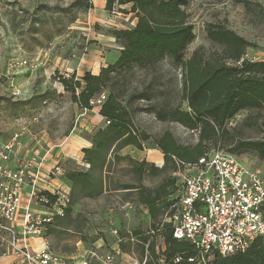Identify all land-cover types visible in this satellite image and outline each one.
Returning a JSON list of instances; mask_svg holds the SVG:
<instances>
[{
    "label": "rangeland",
    "instance_id": "374dc122",
    "mask_svg": "<svg viewBox=\"0 0 264 264\" xmlns=\"http://www.w3.org/2000/svg\"><path fill=\"white\" fill-rule=\"evenodd\" d=\"M186 2L181 9L186 12L195 38L183 48L184 60L199 52L209 59L215 52L227 51L209 33L215 26H223L246 41L243 54L238 59L225 58L226 64L241 65L238 61L242 58V64L264 62V0ZM114 5L109 10L106 0H0V142L10 140L24 126L28 130L21 137L22 145L25 143L30 151L38 152L34 156L38 158L43 153L46 156L50 151L49 156L52 153L62 159L65 171L51 184L60 179L59 186L70 187V204L85 205V212L69 219L70 228L47 238L64 256L71 248L66 238H82V230L94 215L91 210L100 204L101 174L107 172L109 184L114 188L135 189L131 197L138 202L173 200L181 185L178 163L182 161L165 153L159 142L165 135H172L177 146L196 153L202 138V127H190L193 119L179 115L192 112L189 88L185 86L187 70L170 53L147 67L133 63L110 72L101 91L92 98V108L82 107L66 89L63 78L75 82L88 72L100 75L119 61L125 48V39L120 33L136 28L140 13L130 3ZM82 84L85 85L83 80ZM80 90L77 88V94ZM111 94L128 110L134 129L133 133L118 139L115 138L117 128L108 134L101 133L110 123L101 110ZM143 94L153 99L149 101ZM101 95L105 99H100ZM159 110H164L167 119L159 117ZM98 119L101 121L95 123ZM223 126L225 130L215 139H203L201 147L235 155L243 165L260 169L264 176V157L252 148L240 146V140L264 138V108L240 109ZM143 133L147 139H143ZM73 139H85L87 144H78L73 157H64L60 151ZM80 145H89L92 150L101 146L102 151L97 153L95 149L86 153ZM140 149L154 161L141 162L145 165L141 174L137 163L129 159ZM156 154L159 159L152 157ZM69 172L88 175L69 180ZM62 179L69 184L61 182ZM158 210L157 219L152 223L154 233L162 227L165 218L166 211ZM154 238V250L160 258L150 255L149 259L164 264L160 253L166 248L164 238L160 235ZM6 250L7 246L0 241V264L12 263V258L4 255ZM212 258L213 254H206L198 262Z\"/></svg>",
    "mask_w": 264,
    "mask_h": 264
},
{
    "label": "built area",
    "instance_id": "2783aa9c",
    "mask_svg": "<svg viewBox=\"0 0 264 264\" xmlns=\"http://www.w3.org/2000/svg\"><path fill=\"white\" fill-rule=\"evenodd\" d=\"M27 130L20 127L10 140L0 142V241L7 246L4 255L12 258L11 264H70L47 239L56 218L64 216L71 202L69 186L51 184L63 175V162L57 159L45 172L46 156H21V137ZM180 165H184L181 191L168 205L164 218L171 224L173 237L191 241L204 258L214 252L225 256L245 252L256 238L264 236V176L260 169L246 167L238 157L219 149L198 162ZM114 233L118 231L114 229ZM114 259L115 255L108 254L103 264H112Z\"/></svg>",
    "mask_w": 264,
    "mask_h": 264
},
{
    "label": "trees",
    "instance_id": "16d2710c",
    "mask_svg": "<svg viewBox=\"0 0 264 264\" xmlns=\"http://www.w3.org/2000/svg\"><path fill=\"white\" fill-rule=\"evenodd\" d=\"M133 4V10L140 13L139 23L132 30H123L120 35L125 39V48L121 57L115 65H111L102 74L94 75L88 72L81 80L75 82L63 78L67 90L71 91L72 98L80 103L82 107L92 108L91 100L98 94L103 84L109 79V74L117 69L128 67L130 64H138L142 67L152 65L164 54L170 53L173 59L183 67H186L187 75L185 86L189 88L191 113H179L182 117L193 119L191 126L202 127V138L195 148L196 153L191 149H184L177 146L172 135H165L159 142L162 149L169 156H177L182 162H198L206 153L203 149L202 140H213L224 131V123L240 109L248 107L264 108V62H244L241 65L229 66L225 58L238 59L245 51L246 41L232 30L223 26H215L209 30L213 40L225 45L227 51L222 54L216 53L206 59L204 54L196 53L188 61L183 59V48L194 38L192 25L187 23L186 12L181 5L186 0H106L109 10L114 4ZM90 5V4H89ZM82 80L84 84H82ZM77 88H81L77 94ZM147 100H152L151 95H142ZM159 117L167 119L164 110H159ZM101 114L109 121L108 127L101 132L108 134L113 129H118L115 138H122L126 134L133 133L131 119L128 110L114 94H111L103 104ZM125 114V115H124ZM143 139H147L143 133ZM103 141V140H102ZM240 146L252 148L260 156L264 157V138L261 140L241 141ZM141 147V145L139 146ZM97 153L102 151L97 146ZM95 149H84V152L91 153ZM184 151V152H183ZM183 152V153H181ZM131 159V158H129ZM137 163L138 172H143L144 163ZM84 173H70L68 178L75 180L77 177H86ZM52 228L49 230L51 233ZM149 231L148 235L137 237L141 241V253L146 252L145 264H158L149 259L160 258L154 250V237L160 235L164 238L165 250L160 253L164 256V264H198L201 252L190 241L180 240L173 237L171 224L164 222L162 227ZM212 259L199 264H264V236L256 238L245 252H237L232 255H222L217 252ZM207 254V255H209ZM177 258H180L177 261ZM194 258V260H190Z\"/></svg>",
    "mask_w": 264,
    "mask_h": 264
},
{
    "label": "crops",
    "instance_id": "0c3cea01",
    "mask_svg": "<svg viewBox=\"0 0 264 264\" xmlns=\"http://www.w3.org/2000/svg\"><path fill=\"white\" fill-rule=\"evenodd\" d=\"M98 73V72H97ZM101 119L103 116L100 114ZM101 120L98 119L95 123H99ZM83 138V137H82ZM85 139H74L66 143L62 149L61 154L64 157L71 156L78 150V144H87ZM82 149H91L89 145H80ZM38 152L30 151L27 146L22 145L20 149L21 156L31 158L34 154ZM46 159L44 163V171L47 172L51 167H53L57 162V156H52L50 151L46 152ZM135 155H131V159L140 162H154L148 159V155L142 149L136 151ZM36 155V154H35ZM45 154L38 156L41 159ZM154 159H159V155L152 156ZM133 162V161H132ZM160 162V160L156 161ZM107 164V161L106 163ZM107 165H105L106 168ZM179 173L180 171V163ZM73 173V172H69ZM101 189H100V204H96L95 210H91L93 217L90 218L91 223L94 226H90L82 230V238L78 240H72L66 238L67 245L71 248L68 249L67 256L70 260V264H103L104 258L108 254L115 255V259L112 264H145L146 262V252L141 253V241L137 237L143 235H148L149 231L152 230L153 219H157L159 210L166 211L168 205L173 200H157V201H137L132 198L131 195L135 189L130 187H119L114 188L109 184V178L107 177V172L100 176ZM71 180V179H69ZM61 182L64 184H69L68 180L62 179ZM182 182V179H181ZM54 185H60V179H57V183ZM181 186V185H180ZM179 186V193H180ZM178 193V195H179ZM73 206L65 207L64 216H59L53 223L51 233L49 236L58 234V232L64 230V228H70L69 219H75V215L80 214L81 211L85 212V205L76 204ZM164 206H167L164 208ZM157 208V209H156ZM90 213V214H91ZM72 214V215H71ZM71 215V216H70ZM155 215L156 218H153ZM68 216V217H67ZM67 221L63 222L64 219ZM114 229L118 231V234L114 233ZM86 234L84 238V233ZM136 238V239H134ZM35 243L36 240H34Z\"/></svg>",
    "mask_w": 264,
    "mask_h": 264
}]
</instances>
